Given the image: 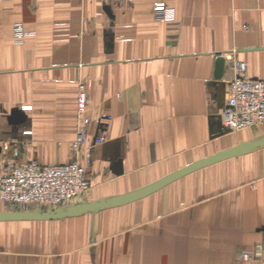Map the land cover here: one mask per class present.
Returning <instances> with one entry per match:
<instances>
[{
  "label": "crops",
  "instance_id": "crops-1",
  "mask_svg": "<svg viewBox=\"0 0 264 264\" xmlns=\"http://www.w3.org/2000/svg\"><path fill=\"white\" fill-rule=\"evenodd\" d=\"M153 2L0 0V176L77 158L89 188L71 203L88 202L264 136L220 132L229 72L214 76L233 51L264 79V0ZM80 85L107 118L87 162L70 148ZM0 264H264V147L96 213L0 221Z\"/></svg>",
  "mask_w": 264,
  "mask_h": 264
},
{
  "label": "built area",
  "instance_id": "built-area-1",
  "mask_svg": "<svg viewBox=\"0 0 264 264\" xmlns=\"http://www.w3.org/2000/svg\"><path fill=\"white\" fill-rule=\"evenodd\" d=\"M166 0H154L153 8L164 11ZM21 30V27H17ZM18 35H20L18 33ZM227 78L226 105L220 117L224 133L239 132L252 127L264 126V79L247 75V66L230 51L224 56ZM88 94L80 85L76 94V117L74 137L70 148L75 157L81 155L87 162L89 143L86 127L95 124L102 127L105 116L89 117L87 112ZM101 135L96 134L92 142L100 143ZM89 188L84 177V167L75 158L69 163L42 165L32 160L14 166L0 176V202L11 205H41L57 207L71 203L83 196ZM243 258H250L243 254Z\"/></svg>",
  "mask_w": 264,
  "mask_h": 264
},
{
  "label": "water",
  "instance_id": "water-1",
  "mask_svg": "<svg viewBox=\"0 0 264 264\" xmlns=\"http://www.w3.org/2000/svg\"><path fill=\"white\" fill-rule=\"evenodd\" d=\"M225 70H226V61L224 57L219 55V57L216 59L215 62V75H214L215 78L216 79L221 78ZM220 132L222 133L225 132V129L223 128L222 125ZM263 147H264V136L251 140L241 141L236 145L223 149L213 155H210L194 163H191L185 167H182L146 187L139 188L137 190H134L126 194L112 196V197H104L88 202H77L69 205L57 206L46 209L4 210V211H0V221L57 220L68 217H75L86 213H96L103 209L120 206L135 201L137 199H140L148 194L153 193L154 191L170 183L171 181L178 179L179 177L187 173H190L196 169H199L201 167L228 158L248 154L256 149Z\"/></svg>",
  "mask_w": 264,
  "mask_h": 264
},
{
  "label": "rangeland",
  "instance_id": "rangeland-1",
  "mask_svg": "<svg viewBox=\"0 0 264 264\" xmlns=\"http://www.w3.org/2000/svg\"><path fill=\"white\" fill-rule=\"evenodd\" d=\"M69 204H72V203H69ZM69 204H66V205H69ZM2 206L3 207H1V210H3V211L4 210H14V209H22V210H25V209H46V208H53V207H48V206L36 205V204L11 206V205H7V204L2 203ZM60 206H63V205H60Z\"/></svg>",
  "mask_w": 264,
  "mask_h": 264
}]
</instances>
